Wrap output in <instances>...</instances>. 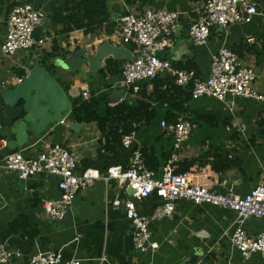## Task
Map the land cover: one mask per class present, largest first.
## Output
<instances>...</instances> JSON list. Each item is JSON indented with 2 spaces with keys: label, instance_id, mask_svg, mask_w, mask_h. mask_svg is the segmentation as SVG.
<instances>
[{
  "label": "crops",
  "instance_id": "obj_1",
  "mask_svg": "<svg viewBox=\"0 0 264 264\" xmlns=\"http://www.w3.org/2000/svg\"><path fill=\"white\" fill-rule=\"evenodd\" d=\"M81 1L0 0V45L11 9L21 4L45 14L46 20L35 29L34 37L37 41L48 39L44 45L17 52L10 58L0 56V109L5 106L2 97L13 91L19 84L17 80H24L36 65L57 81L70 105L58 122L44 121L45 115L54 116L52 110L34 111L33 124L27 127V144L16 149L0 147V243L20 253V258L10 264H29L31 256L45 252L60 253L64 261L81 264H264V255L245 260L232 246L231 237L238 228L232 211L181 200L171 218L150 220L151 241L156 243V249L141 254L134 249L132 227L123 209L113 205L131 197L126 187L113 180H96L76 195L66 218L54 222L44 215L43 203L60 196L59 178L38 175L24 180L2 168L7 154L20 151L24 157H35L47 147L61 145L76 154L78 173L93 170L101 175L110 167L127 169L133 153L146 150L159 177L174 153V139L162 131L160 124L172 123L166 118L173 113L177 121L188 119L193 125L175 152L176 170L186 169L184 175L194 183L219 193L245 195L264 184V102L231 97L224 103L209 97L192 99L190 89L180 87L191 98L183 103L184 112L179 114L167 102L150 101L155 95L150 82L142 83L137 94L120 90L117 82L122 67L134 56L135 47L121 42L116 23L118 17L126 14L162 9L175 12L178 19L172 33L173 44L159 54L161 59L176 68L191 67L197 79L205 80L213 57L222 48L230 49L240 63L255 71L254 89L264 96V0H256L260 14L250 22L217 27L201 46L193 43L188 32L207 0H86L104 5L108 17L100 28L88 34L85 28H74L83 15L76 10ZM68 28L70 32L65 33ZM65 65H70L71 70ZM158 78L174 81L167 73ZM165 90L160 88L161 95ZM117 92L121 93L119 100L115 98ZM170 96L168 91L165 97L171 99ZM179 99L184 97L179 95ZM78 100L93 102L99 116L121 103L135 107L143 101L151 104L154 116L150 122L136 126L130 148H125L120 140L111 149L106 147L105 134L95 122L74 118L73 105ZM14 101L17 106L23 104L20 99ZM12 138L2 136L0 142L7 143ZM160 204L155 196L136 202L138 212L147 219ZM19 217L24 220L12 232L10 226ZM261 226L262 220L250 218L241 228L256 235ZM31 232L36 235L26 236Z\"/></svg>",
  "mask_w": 264,
  "mask_h": 264
},
{
  "label": "built area",
  "instance_id": "obj_2",
  "mask_svg": "<svg viewBox=\"0 0 264 264\" xmlns=\"http://www.w3.org/2000/svg\"><path fill=\"white\" fill-rule=\"evenodd\" d=\"M256 0H207L197 13L189 28V36L195 45L206 44L213 29L226 28L234 24H244L259 15ZM178 14L167 10L145 11L141 15L126 14L117 18L116 23L121 42L135 47L134 56L124 63L117 82V87L125 92L137 94L140 85L167 73L174 78L179 87L190 88L192 99L214 98L224 103L228 97L245 98L264 102V96L254 89L257 78L255 71L239 62L236 55L222 48L211 61L210 73L205 80L197 79L191 70L176 68L159 54L173 44L172 33L175 30ZM45 14L28 4L14 6L6 24V34L0 45V56L10 58L17 52L28 51L42 46L47 38L37 41L34 37L36 28L43 25ZM18 79L17 83H21ZM83 97H87L84 93ZM160 127L166 135L174 139V153L165 162L161 174L146 169L139 151L133 153L127 169L110 167L105 174L88 170L77 172V158L74 151L61 145L45 148L35 157H24L13 152L3 158L2 168L15 173L20 179L38 175H52L59 178L57 187L60 196L43 203L44 215L50 221H62L69 213L76 195L91 186L96 180L105 183L113 180L120 187H126L131 197L124 201H115L114 207L122 208L132 227L134 249L146 253L156 249L151 241L150 220L171 218L176 203L185 200L194 205H210L232 211L238 228L233 232L231 243L241 257L250 259L256 254L264 255V184H260L249 193L239 195L233 192L219 193L206 186L194 183L188 175L176 174L175 154L188 138L193 125L188 119L175 123L162 121ZM133 134L122 136L121 143L130 148ZM6 142H0V147ZM155 196L161 201L149 219L140 215L136 202ZM256 218L262 220L261 231L249 235L242 229L243 223ZM20 258V253L10 250L0 243V264H10ZM101 261L99 264H102ZM29 264H81L80 261H64L56 252L36 253Z\"/></svg>",
  "mask_w": 264,
  "mask_h": 264
},
{
  "label": "trees",
  "instance_id": "obj_3",
  "mask_svg": "<svg viewBox=\"0 0 264 264\" xmlns=\"http://www.w3.org/2000/svg\"><path fill=\"white\" fill-rule=\"evenodd\" d=\"M76 10L83 15L81 16L80 23H74L76 24L74 28H85L86 34L95 32L102 26L103 23L107 22L108 17L106 9L104 5L100 3L83 0L79 5H77ZM70 30L71 29L68 28L64 32L69 33ZM185 69L190 70L192 68L186 67ZM147 82H150L152 84L155 94L150 97V101L167 102L168 104H171L174 112H177L179 114L184 112L182 105L189 99L190 95L186 90H182V88L175 86L173 79H159L157 77ZM161 87H164L166 89L163 95H161V92L159 91ZM168 91L171 94V99H167L165 97L166 94H168ZM157 92H160V95H157ZM172 95H176V98L174 99V96ZM179 95H182L184 97V100L179 99ZM142 96L145 97L144 95ZM151 108L152 107L150 103H145L143 101H138L135 107H132L124 102L113 108H108L105 111L104 116H99L95 111V105L93 102L87 103L85 101L78 100L73 105L72 113L76 120L86 123L95 122L100 132L105 134L107 144L106 147L114 149L115 145L120 143L122 136L134 133L138 124H140L141 122H150V120L154 116V111ZM166 119L169 122L175 123L177 121V116L173 115V113H170ZM140 153L142 155L146 168L155 172L156 167L151 162L152 159L150 157V153H148L146 150H141ZM185 170L186 169H175V173L184 174ZM23 220L24 219L22 217H19L16 222H13L10 226L11 231H17V228L20 227V224ZM35 235L36 232L26 234V236L28 237H33Z\"/></svg>",
  "mask_w": 264,
  "mask_h": 264
},
{
  "label": "water",
  "instance_id": "obj_4",
  "mask_svg": "<svg viewBox=\"0 0 264 264\" xmlns=\"http://www.w3.org/2000/svg\"><path fill=\"white\" fill-rule=\"evenodd\" d=\"M68 67L71 70L70 65ZM32 89L34 90L33 94ZM120 97L121 93L117 92L115 98L119 100ZM2 99L5 106L0 109V138L13 136L6 143L7 147L11 149L21 148L27 144V127L33 124L34 111L52 110L54 116L45 115L43 119L44 121L58 122L61 114L70 109L57 81L37 65L13 91L6 93ZM17 99L22 100L23 104L17 106V102L14 101ZM44 101H48V103L42 104ZM35 133L36 136L39 135L38 130Z\"/></svg>",
  "mask_w": 264,
  "mask_h": 264
}]
</instances>
